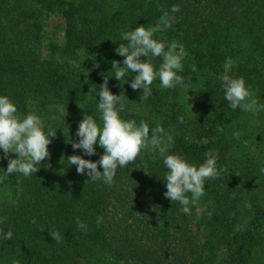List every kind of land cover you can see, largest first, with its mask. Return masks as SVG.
<instances>
[{
    "label": "trees",
    "instance_id": "trees-1",
    "mask_svg": "<svg viewBox=\"0 0 264 264\" xmlns=\"http://www.w3.org/2000/svg\"><path fill=\"white\" fill-rule=\"evenodd\" d=\"M173 4L180 7L175 14ZM165 12L174 16L172 27L153 38L166 47L172 41L183 46L178 74L184 86L163 89L154 80L153 94L143 103L142 90L133 91L124 80L109 77L108 87L124 99L122 119L144 121L150 135L160 125L174 137L167 154L199 166L205 151L218 153L219 175L205 182V195L189 205L190 214L165 198L166 169L158 151H142L118 168L111 186L88 181L67 163L72 155L95 162L103 154L96 146V155L83 156L71 141L78 142L85 113L100 123V86L114 74L112 61L123 60L115 49L127 43L120 34L155 26ZM50 15L64 22V44L49 43L42 59L43 22ZM228 60L229 75L242 77L264 104V0H0V95L9 96L21 117L35 113L45 131L55 129L50 156L35 174L0 180V230L13 232L11 240L0 242V264H263L264 201L251 183L261 174L264 155L259 162L245 156L233 161V133L191 113L181 98L180 90L198 76L200 100L228 129L245 113L228 107L220 87ZM160 62L152 58L154 68ZM9 158L16 156L0 159V168L6 169ZM200 202L206 204L205 233L197 236L191 216ZM97 216L103 217L99 226ZM77 217L87 230L77 227ZM52 230L61 243L49 235Z\"/></svg>",
    "mask_w": 264,
    "mask_h": 264
},
{
    "label": "clouds",
    "instance_id": "clouds-1",
    "mask_svg": "<svg viewBox=\"0 0 264 264\" xmlns=\"http://www.w3.org/2000/svg\"><path fill=\"white\" fill-rule=\"evenodd\" d=\"M179 11L177 4L170 8L171 14ZM173 19L174 16L165 12L155 26L146 28L141 25L120 34V40L127 43H120L115 49L116 54L123 57V60L112 61L114 74L106 76L100 86L97 103L100 123L92 115L85 113L75 133L78 142L71 141L72 148L82 150L83 156L96 155V146L103 149V154L95 162L84 159L81 155H72L67 158V163L75 166L78 174L88 176V181L100 180L111 186L118 168H126L142 151H158L166 169L163 178L165 198L178 202L180 211L190 214L189 205L195 206L205 195V182L216 179L219 175L218 153L205 151L204 160L199 166L189 163L178 154H167L175 143L174 137L166 133L160 125L152 128L150 135L149 126L144 121L137 124L135 120L122 119L120 113L125 109L124 99L120 95H114L108 87L109 77H114L120 83L124 80L133 91L142 90L139 103H143L153 94L154 80L158 79L159 87L163 89L184 86V78L178 74L183 71L182 61L186 56L183 46L172 41L166 47L164 42L153 38L154 33L171 28ZM141 57L145 59L142 61ZM154 57L161 58L158 68H154L152 63ZM230 70L231 61L228 60L219 76L228 107L234 111L239 108L253 115L264 112V104L258 103L244 79L230 76ZM133 73L135 75L129 82L128 78ZM126 76L128 78L125 80ZM178 122H184L183 116L178 117ZM54 135L55 129L49 128L45 131L44 121L39 115L28 113L21 117L9 96L0 95V150L3 152L0 159L8 158L9 153L16 156L8 159L6 169L0 168V180L14 173L25 178L35 174L39 170L37 165H41V161L50 156L48 145L51 143L50 137ZM234 135L238 137L239 133ZM98 166L103 171H99ZM260 172L264 174V167ZM102 222L103 217L97 216V225ZM76 224L80 230H87V225L79 217L76 218ZM49 235L57 244L61 243L62 238L58 231L52 230ZM12 237V230H0V242L11 240Z\"/></svg>",
    "mask_w": 264,
    "mask_h": 264
},
{
    "label": "rangeland",
    "instance_id": "rangeland-1",
    "mask_svg": "<svg viewBox=\"0 0 264 264\" xmlns=\"http://www.w3.org/2000/svg\"><path fill=\"white\" fill-rule=\"evenodd\" d=\"M43 25L44 36L41 46V58L45 59L48 54L47 47L49 43L64 44V22L60 17L50 15L45 17ZM159 83L158 81L157 87H159ZM200 85L201 82L198 76H196L190 85L180 90L182 101L185 103L188 110L196 116H206L210 123L217 126L220 130H229L233 133L234 140L231 143L232 147L229 153L233 161L243 160L245 157H248L247 159H250L249 162H259L264 155V112H259L256 115L245 112L235 123L230 124L228 129L226 128L225 130L223 125H221L222 122H218L215 118L212 109L207 110L200 100L198 95ZM234 133H239V136L237 137ZM253 181L251 187H255L254 190L259 195L260 199L264 201V186L262 187L260 184L264 182V175L260 174V176H255ZM205 211L206 204L200 202L191 216L192 228L197 236H201L205 233L204 225L201 222V218Z\"/></svg>",
    "mask_w": 264,
    "mask_h": 264
}]
</instances>
